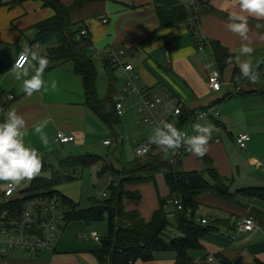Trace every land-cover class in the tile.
<instances>
[{
	"label": "crops",
	"instance_id": "crops-1",
	"mask_svg": "<svg viewBox=\"0 0 264 264\" xmlns=\"http://www.w3.org/2000/svg\"><path fill=\"white\" fill-rule=\"evenodd\" d=\"M7 1L0 0V109L6 112L15 108L25 119V144L36 148L39 154H46V150L54 145L57 131L72 134L74 140L67 144L78 149L85 144L86 127L92 122L90 113L93 114L84 105L81 77L73 72L69 60L53 61L47 55L46 48L57 45L55 39L43 44L33 39L35 25L51 17L53 11L38 0H25L14 5L7 4ZM58 1L69 7L68 19L75 30L80 23L84 24L89 42L87 48L99 57L102 65L107 64L108 50L122 49V60L131 64L143 84L159 86L179 101L183 109L216 107V115H207L193 122L211 123L216 129L207 153L203 157L192 153L186 155L179 160L178 166L184 171H201L209 183L212 181L205 169H214L226 179L228 194L207 187L193 197L194 216L207 219V225L212 229L199 237L197 248L187 251L189 260L183 264H191L194 258L208 255L213 257V264H264V202L235 192L249 186L264 187V97L258 93L264 88L248 84L241 92H232V78L241 74L235 65L241 40L226 28L228 14L234 10L233 0ZM193 1L199 5L194 15L196 34L204 44L201 49L195 45L188 27L191 18L189 4ZM248 25V36L254 48L251 59L256 68V63L264 56V19L249 16ZM25 43L49 60L44 71L47 89H41L31 97L24 94L22 81L16 80L11 71L12 62ZM214 44L225 48L230 54L226 59L233 62L217 63L212 52ZM214 69L218 70L222 83L219 90L210 91L206 80ZM53 80L57 85L54 91L50 86ZM8 94L12 98H7ZM3 119L0 114V121ZM36 127H42V133H37ZM239 132L249 135L243 149L234 143V136ZM42 136L47 138L46 145ZM233 144L236 156L229 159L227 147ZM187 157L194 159L195 167L183 169L182 159ZM206 158L208 166L203 161ZM124 188L132 195L122 198L123 209L134 210L140 218L148 221L158 205L156 192L159 196L164 195L159 194L151 181L125 184ZM245 215L257 225L250 231L235 232V221ZM84 228L86 225L81 220L69 221L53 249L36 252L23 249L9 263L99 264L95 257L99 243L96 241L92 245L87 233L78 234ZM155 256H170L174 263L170 252ZM2 258L1 264H4L6 257Z\"/></svg>",
	"mask_w": 264,
	"mask_h": 264
},
{
	"label": "trees",
	"instance_id": "trees-1",
	"mask_svg": "<svg viewBox=\"0 0 264 264\" xmlns=\"http://www.w3.org/2000/svg\"><path fill=\"white\" fill-rule=\"evenodd\" d=\"M25 0H8L10 5L20 4ZM44 7H49L53 15L38 22L35 25L33 39L40 44L55 39L57 45L47 47L46 53L53 61L69 60L72 63L73 72L81 77L84 105L98 119L112 129L118 122V116L114 109L116 92L112 84L108 83L102 96H98L95 88V67L90 57L83 53L82 48L89 46L88 39L78 34L69 22V7L62 5L58 0H38ZM212 52L217 63H226V57L230 56L227 50L218 44L212 45ZM264 97V89L258 90ZM182 119V118H180ZM179 119V120H180ZM41 156V155H40ZM167 154L162 150H153L142 158H135L128 164L111 168L119 173L115 182H109L104 186V196L91 197L86 208H79L77 203L54 189L55 185L73 179V174L59 173L57 167L49 170L48 177L37 176L24 189L28 194L43 191L52 193L58 197L65 207V223L72 220H81L85 225L90 222L106 219V231L99 235V249L95 257L99 264H131L134 260H150L160 252H170L175 264L188 262L187 251L199 246L198 239L204 233L211 231L212 227L199 224L195 221V204L193 197L203 188L212 187L215 191L228 194L226 179L220 176L214 169L206 168L211 183L207 182L201 171H184L175 164H169ZM43 164L45 156H41ZM101 160L100 156L92 152L70 154L56 160L57 166L74 172L75 168H83ZM205 164L209 160L203 159ZM140 163V164H138ZM47 170V169H45ZM41 170V171H45ZM102 167L97 172H100ZM103 171V170H102ZM161 173L167 187L164 196L157 197V208L151 213L148 221L140 218L136 211H125L122 206V198L130 197L123 190L125 182L140 183L151 181L155 187L154 175ZM99 175V173H98ZM243 196H250L264 202V187H244L235 190ZM171 196V197H170ZM135 199L137 196H132ZM179 198L180 209L172 206L170 211L165 209L167 201ZM18 203V201L16 202ZM74 204V206H73ZM5 206L0 204V208ZM189 210V215L185 214ZM174 219V231L169 229L168 215Z\"/></svg>",
	"mask_w": 264,
	"mask_h": 264
},
{
	"label": "built area",
	"instance_id": "built-area-1",
	"mask_svg": "<svg viewBox=\"0 0 264 264\" xmlns=\"http://www.w3.org/2000/svg\"><path fill=\"white\" fill-rule=\"evenodd\" d=\"M189 10L191 14V18L188 21L189 31L194 36L195 45L201 49L204 44L196 34L194 15L196 10H199V5L193 1L189 4ZM78 26V34L87 38L84 24L80 23ZM20 52L17 53L12 65L16 63ZM123 55L124 51L122 49L107 51V64L118 68L122 72V82L116 91V100L114 102V109L117 115H121L124 112V101L134 96L138 100L136 111L143 123L148 125L151 134L152 129L161 120L173 123L179 130L192 134L193 122L198 120L199 116L205 117L218 113L214 105L193 110L183 109L179 101L173 99L159 86L143 84L133 72L131 64L121 59ZM256 69L259 70V76L254 83L242 77L241 74H235L231 81L232 92H241L245 84L253 85L258 83L264 86V56L260 59V64ZM221 83L218 70H212L207 76V88L210 91H217ZM6 97L12 98V95L8 94ZM170 108L171 110H169ZM177 109L179 110L178 112L176 111ZM73 140L74 136L72 134H66L62 131H57L54 136V141L57 144H64ZM248 141L249 135L246 132H239L234 136V143L239 149H243ZM110 144V140H102V145L107 146ZM141 147H146L148 150L144 155L137 156L136 149ZM133 148L134 154L139 158L145 157L153 150H161L155 145H148V139H142L135 143ZM166 154L167 162L175 164L182 157L191 154V152L186 151L182 147L178 151L168 150ZM99 167V164H93L95 173H97ZM26 186H24L23 181L13 189H9L6 182L0 181V204L5 205L0 208V259L3 257L4 252L9 249L22 248L29 252L53 249L59 234L63 231L66 224L64 220L65 207L56 195L43 191H36L30 195L24 190ZM96 196H104V192L102 191ZM17 201L18 203H16ZM167 203H170L175 209H180L179 198H172ZM185 214L189 215L188 209ZM195 221L202 225L207 224V219L205 218L197 219L195 217ZM256 225L255 220L245 215L235 221L234 229L235 232H246ZM88 235L92 240L98 242L99 235L96 231L91 230ZM209 257L213 261V257L208 255L204 258H194L191 264H206L209 262Z\"/></svg>",
	"mask_w": 264,
	"mask_h": 264
},
{
	"label": "clouds",
	"instance_id": "clouds-1",
	"mask_svg": "<svg viewBox=\"0 0 264 264\" xmlns=\"http://www.w3.org/2000/svg\"><path fill=\"white\" fill-rule=\"evenodd\" d=\"M232 7L234 10L228 14L226 28L238 35L241 40L235 65L239 68L242 77L254 83L258 79L259 70L254 67L251 59L254 48L248 36V17L264 19V0H233ZM226 62L233 61L228 59ZM48 65L49 60L46 56L25 43L19 58L11 68L15 79L22 81V90L25 95L31 97L41 89H47L44 71ZM50 86L54 91L57 87L56 82L53 80ZM0 114L4 116V119L0 121V181L6 182L7 187L13 189L23 181L31 182L39 176L43 162L38 150L25 144L27 134L25 119L17 113L15 108H9L6 112L0 109ZM200 119H203L202 115L198 117V121ZM215 130L211 123L196 122L192 125V134H187L173 123L161 120L152 129V134L148 137V145H155L165 153L168 150L178 151L184 147L186 151L203 157L208 151V144ZM35 131L42 133L43 128L36 127ZM42 140L46 145V136H42ZM147 150L146 147L137 148L136 155H144ZM209 262L213 264L211 257Z\"/></svg>",
	"mask_w": 264,
	"mask_h": 264
},
{
	"label": "rangeland",
	"instance_id": "rangeland-1",
	"mask_svg": "<svg viewBox=\"0 0 264 264\" xmlns=\"http://www.w3.org/2000/svg\"><path fill=\"white\" fill-rule=\"evenodd\" d=\"M83 53L90 55L89 57L96 67L95 88L97 94L102 96L108 83L112 84L114 90L117 91L122 82V72L118 68L111 67L108 64L102 65L99 57L91 54V51L87 47H83ZM247 85L248 84H245L244 87ZM255 85L258 89L264 88L263 85L258 83ZM123 106L125 108L124 112L118 116L119 120L112 127V129L104 124L95 115L90 113L92 122H89L86 127L85 144L78 149L71 147L70 143H54L50 149L46 150V154H40L44 155L46 159L42 170L47 169L45 171H41L40 176L48 177V171L56 167L59 173H67L69 175L73 174V179L55 185L54 189H56L57 192L61 193L62 195H65L72 202L77 203L78 207L81 209L88 206L89 199L91 197L98 198L96 195H99L102 191L106 192L104 186H106L109 182L113 183L118 179L119 175L117 174L119 173L113 171L111 165L114 164L115 166H118L117 161L121 164H128L135 158H139L134 154L133 147L135 143L141 141L142 139H148V137L151 135L148 125L143 123L140 115L136 111L138 100L134 96H131L126 101H124ZM215 136L219 137V140L221 139L219 135L216 134ZM103 139L110 140L111 144L107 146L102 145ZM227 150L229 159H232L236 156L234 144L233 146H228ZM84 152H92L99 155L101 160H98L94 163L99 164L103 171L101 170L100 172L95 173L92 164L83 168H75L76 171L72 172L68 169H62L55 163L57 159L68 156L71 153L77 154ZM196 164L197 163L194 161V159H192V157L182 159L183 169L195 167ZM206 165L208 166V164ZM154 182L159 194L165 195L166 185L164 184L161 173H156L154 175ZM28 184V181H24V186ZM125 184L131 183L125 182L124 185ZM124 185L123 190L127 191L129 194H132L129 190L124 188ZM101 198L102 197L99 199ZM166 207L168 208L167 211L172 209V205L170 203H167ZM168 222L170 226L169 229L174 231V219L171 214L168 215ZM91 230H95L99 235L103 236L106 231V219L102 217L100 220L90 222L88 225H86V228L78 231V234H89ZM61 235L62 234L60 233L58 237H61ZM90 241L92 245L97 243L96 241ZM22 250L23 249L15 248L6 251L4 253L5 256H3L7 258H5L4 264H10L9 260L21 254ZM2 260L3 258L0 259V264ZM136 260H138L136 261V264L139 262L140 264H174L170 256H155L152 259L145 261L140 259ZM215 264L218 263L216 262Z\"/></svg>",
	"mask_w": 264,
	"mask_h": 264
},
{
	"label": "water",
	"instance_id": "water-1",
	"mask_svg": "<svg viewBox=\"0 0 264 264\" xmlns=\"http://www.w3.org/2000/svg\"><path fill=\"white\" fill-rule=\"evenodd\" d=\"M260 64V60L256 63V66H258Z\"/></svg>",
	"mask_w": 264,
	"mask_h": 264
}]
</instances>
